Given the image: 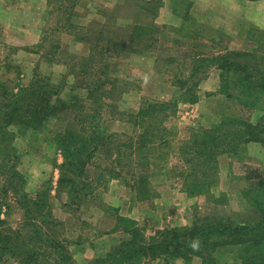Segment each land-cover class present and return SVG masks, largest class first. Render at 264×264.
Wrapping results in <instances>:
<instances>
[{
	"label": "rangeland",
	"instance_id": "rangeland-1",
	"mask_svg": "<svg viewBox=\"0 0 264 264\" xmlns=\"http://www.w3.org/2000/svg\"><path fill=\"white\" fill-rule=\"evenodd\" d=\"M13 1L18 7L11 15L0 13V84H6L11 90L41 76L62 87V95L66 98L72 92L83 97L87 89L74 88L77 82L85 85V79L89 78L77 75L82 68V57L89 54L91 43L101 32L113 45L104 61L108 67L101 65L91 78L103 77L104 82L107 78L117 79L116 87L104 98L102 117L106 130L118 136L111 140L112 153H108V147L99 153L95 166H91V176L94 179L104 174L108 178L115 167L123 176L100 182L80 205H66L67 195L58 196L55 190L51 199L54 215L62 222L58 227L68 239L74 264H87L130 238L125 230H115L118 225L123 226L118 222V214L136 220L145 228L148 237L155 236L159 229L192 226L215 214H225L240 222L259 220L260 213L245 197L244 190L258 181L252 178L254 174L264 171L261 142L244 143L233 154L224 151L217 155L218 172L208 179L212 183L209 194L191 196L186 192L192 182H197L193 175L195 163L186 159L190 154L185 145L195 132L211 129L228 118H242L257 127V134L260 130L261 136L264 133V101L255 109L247 110L235 98L220 97L209 91L216 85L209 74L220 73L218 83L221 85L223 72L211 58L225 52L232 33L208 26L192 28L186 21L180 25L171 23V0H154L156 6L160 5L155 14L153 9L144 7L147 0ZM172 1L174 11L186 15L187 0ZM16 19L30 29L37 26L36 30H30L31 40L24 44L8 43L11 34L27 36L12 27ZM147 22L154 23L156 30L152 43L145 40L149 37L131 41L137 30L135 26ZM85 37L86 41L80 40ZM250 37V45L237 51L250 52V58L255 59L251 62L264 68V33L254 31ZM119 48L121 50H116ZM32 51L40 57L36 54L35 59ZM32 61L35 62L32 64ZM172 85H176L175 88ZM107 86L110 88L112 84ZM232 92L236 91L232 89ZM195 98L197 100L191 101ZM150 102L164 105L155 115L135 124L137 112ZM72 118L73 113H68L40 130L13 126L20 155L19 169L25 178L24 185L19 182L22 190L35 194L46 187H56L57 165L63 157L55 143V135ZM145 127L162 137L161 140L157 138L162 144L156 152L152 150L154 144L139 148L140 156L153 162L146 170L154 194L148 200L139 198L126 184L133 183L129 144L132 140L139 143L138 136ZM151 137H146L142 143ZM226 148L221 146V149ZM136 152L138 155V150ZM230 186L240 189L220 191ZM161 196L163 198H159ZM9 201L11 205L4 208L2 217L17 226L24 212L15 199ZM217 255L221 264H241L235 247L223 248ZM160 259L162 262L154 264H169L172 258ZM0 264L20 262L7 255L0 259Z\"/></svg>",
	"mask_w": 264,
	"mask_h": 264
},
{
	"label": "trees",
	"instance_id": "trees-1",
	"mask_svg": "<svg viewBox=\"0 0 264 264\" xmlns=\"http://www.w3.org/2000/svg\"><path fill=\"white\" fill-rule=\"evenodd\" d=\"M159 6L154 0H147L144 7L153 9L155 14ZM135 28L131 41L149 37L145 40L152 43L156 31L154 23L137 24ZM106 37L101 32L91 43L89 54L82 57V68L77 75L89 78L85 79V85L77 82L74 88L85 87L87 92L83 97L72 92L66 98L62 95V87L41 76L28 85L18 84L13 90L6 84H0V259L8 255L20 264H74L68 239L58 227L62 222L53 212V190L58 196L67 195L66 205H80L88 193H94L100 182L123 176L116 167L112 168L108 178L104 174L94 179L91 176V166L99 153L107 147L108 153H112L111 140L118 136L106 130L102 117L104 98L109 97L107 92L116 87L117 79L107 78L104 82L103 77L91 78L101 65L108 67L104 61L113 45L110 38L105 40ZM80 40L86 41V37ZM250 56V52L228 50L211 58L223 71L221 92L238 100L247 110L255 109L264 101V68L251 62L255 59ZM246 57L249 58L243 59ZM109 83L112 84L110 88L107 86ZM232 89L236 92L233 93ZM163 105L148 103L137 112L134 123L139 125L148 116L155 115ZM71 112L73 118L55 135V143L63 157L57 165L59 177L56 187H46L35 194L22 190L19 182L24 185L25 178L19 169L20 155L15 145L17 134L13 126L40 130L53 119H63ZM256 130L257 127L248 120L228 118L211 129L195 132L193 139L185 145L190 154L186 159L195 163L193 175L197 182L185 187L186 192L191 196L209 194L212 183L208 179L214 178L218 172L216 156L224 151L233 154L241 144L251 141L264 145V133L261 136V130L258 134ZM157 133L145 127L138 136L139 143L130 140L129 144L132 148L129 164L133 183L128 181L126 184L143 200L154 196L146 171L153 162L140 156L139 148L154 144L152 150H159L162 142L159 144L157 138L161 140L162 137ZM146 137L151 138L142 143ZM221 146L227 148L221 149ZM252 178L258 181L244 190V195L259 211L258 221L240 222L225 214H215L196 221L192 226L159 229L155 236L148 237L145 228L136 220L118 214V222L123 226L118 225L115 230H125L130 238L87 264H139L163 257H181L190 264L195 255L202 259V264H221L217 253L232 247L238 249L241 264H264V171H258ZM11 199H15L24 212V218L17 226H12L1 213L11 205Z\"/></svg>",
	"mask_w": 264,
	"mask_h": 264
},
{
	"label": "crops",
	"instance_id": "crops-1",
	"mask_svg": "<svg viewBox=\"0 0 264 264\" xmlns=\"http://www.w3.org/2000/svg\"><path fill=\"white\" fill-rule=\"evenodd\" d=\"M172 2L173 1L171 0V9H169L172 19L170 20L171 23L180 25L186 21V25L192 28L194 26H208L215 29H222L227 33H232L233 38L232 40L228 41V45L224 47L226 48L225 52L228 50L237 51L248 47L250 45L251 39L250 34L254 31H260L264 33V0H187V10L186 15L184 16L174 11ZM16 4L17 3L13 0H0V13H5L6 16L11 15L14 11V8L18 7ZM165 5L168 6V2H166ZM16 18L19 17L17 16ZM16 20V23L12 22V27L16 28L18 32L27 33V36L24 34H22V36L11 34V36L8 38V43L13 42L15 44H24L29 41V39L31 40L32 34L30 30H36L37 26L33 25V27L30 29L22 24H19L18 19ZM36 54L37 52L35 51L31 52V55L35 59H37ZM37 55L40 57L39 54ZM32 56L29 57L32 58ZM33 62L35 61H32V64ZM21 69L25 70V67L22 66ZM208 77L209 79L214 78L216 81V85L209 89L210 93L217 94L220 97L227 96L221 92V85L218 83L220 79V73L218 74L217 72H214L213 74V72H211ZM172 86L174 87L176 85ZM239 189L238 187L230 186L222 187L220 191L237 192ZM174 191H177V189ZM186 195L188 194L186 193ZM159 198H163V196ZM194 198L196 199V197ZM190 199H192V197H190ZM128 215L131 217L134 216L132 213H128ZM160 262H162V259L159 258L139 264H154ZM169 264L187 263L184 258L178 257L171 259ZM190 264H202V259L195 255Z\"/></svg>",
	"mask_w": 264,
	"mask_h": 264
}]
</instances>
